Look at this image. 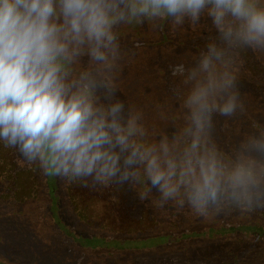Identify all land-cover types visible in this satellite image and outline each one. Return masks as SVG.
<instances>
[{
    "label": "clouds",
    "instance_id": "9594fccd",
    "mask_svg": "<svg viewBox=\"0 0 264 264\" xmlns=\"http://www.w3.org/2000/svg\"><path fill=\"white\" fill-rule=\"evenodd\" d=\"M202 17L216 35L189 66H170L179 109L160 113L173 130L157 134L118 95L117 30ZM249 50L264 54V0H0V145L21 166L84 187L126 185L157 210L210 219L264 208V127L229 152L214 135L216 116L245 109L239 56Z\"/></svg>",
    "mask_w": 264,
    "mask_h": 264
},
{
    "label": "rangeland",
    "instance_id": "374dc122",
    "mask_svg": "<svg viewBox=\"0 0 264 264\" xmlns=\"http://www.w3.org/2000/svg\"><path fill=\"white\" fill-rule=\"evenodd\" d=\"M117 31L122 53L115 73L119 97L126 105L145 111L150 130L171 132L172 125L160 118V113L169 106L175 114L179 109V102L170 92L179 78L172 76L170 66L181 63L189 66L216 35L210 19L202 17L197 24L185 22L179 26L169 20L145 21L121 26ZM239 59L245 109L233 118H214L215 139L224 152L236 146L245 133L264 127V54L242 51ZM19 158L15 149L0 145V264H264V241L259 237L221 234L216 229L242 223L264 230V208H230L208 219L192 214L187 207L179 212L171 205L157 210L151 201L141 202L136 191L126 185H95L84 187L76 199L87 208L88 214L98 217V223L87 225L73 214L69 182L43 174L38 166H21ZM48 176L57 186L58 212L65 215L67 224L73 215L80 231L119 239L144 230L178 232L215 226V233L155 251L89 249L84 254L52 226L51 215L45 212L49 202ZM94 217L91 219L95 220ZM99 224L103 229L96 226Z\"/></svg>",
    "mask_w": 264,
    "mask_h": 264
},
{
    "label": "trees",
    "instance_id": "16d2710c",
    "mask_svg": "<svg viewBox=\"0 0 264 264\" xmlns=\"http://www.w3.org/2000/svg\"><path fill=\"white\" fill-rule=\"evenodd\" d=\"M156 133L158 134L159 132ZM47 186L49 189V202L45 212L47 211L51 215L49 219H51L52 226L57 231L61 232L65 237L69 238L75 246H78V248L82 250L84 254H87L89 249L109 251H111L110 249H114L117 251H128L132 253L155 251L160 247L162 249V247L164 248L165 246L185 245L188 242L197 241L202 238H208L215 233V226H208L202 229L185 228L178 232H168L160 229L159 233L157 232L158 234L152 232L146 233V230H144L145 232L143 231L144 233L141 234H129L126 231V234L128 233L129 235H126L121 239L109 234L106 236H100L96 233L83 232L80 231L76 221L73 220V215L69 216L71 223L67 224V218L65 215H62L58 212L60 209V200L57 196H55V191L57 188L55 180H52L51 177H49ZM89 187H91V185ZM69 189V197L71 199V204L73 205V214H75L77 219L87 225L94 224L93 221L98 223V217L88 214L87 208L82 204H78L76 201L79 194L84 191V186H81L80 183L69 182ZM92 217H94L95 220L91 219ZM96 226L102 227L100 224ZM216 229L217 232L221 234L230 233L231 235L242 234L245 236H257L261 239V241H264V230L252 225H246L242 223L225 224L216 227Z\"/></svg>",
    "mask_w": 264,
    "mask_h": 264
}]
</instances>
